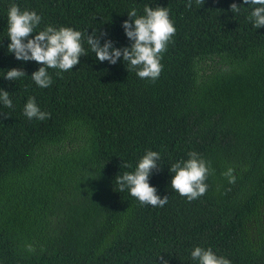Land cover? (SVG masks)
Segmentation results:
<instances>
[{
  "label": "trees",
  "instance_id": "16d2710c",
  "mask_svg": "<svg viewBox=\"0 0 264 264\" xmlns=\"http://www.w3.org/2000/svg\"><path fill=\"white\" fill-rule=\"evenodd\" d=\"M13 3L41 16L36 32L51 25L83 34L88 55L69 71L47 69V88L31 78L43 65L7 50ZM145 5L167 8L176 28L155 81L122 57L100 62L87 44L97 32L107 34L101 46H130L122 23L133 8L143 16ZM187 5L0 0V89L13 105L0 101V264H198L196 247L231 264H264V27H253L243 0ZM13 68L26 76L6 80ZM30 97L49 119L24 115ZM148 150L160 154L149 183L168 197L162 208L142 205L115 181ZM189 152L210 167L206 193L192 201L171 189L169 171Z\"/></svg>",
  "mask_w": 264,
  "mask_h": 264
},
{
  "label": "clouds",
  "instance_id": "9594fccd",
  "mask_svg": "<svg viewBox=\"0 0 264 264\" xmlns=\"http://www.w3.org/2000/svg\"><path fill=\"white\" fill-rule=\"evenodd\" d=\"M204 2L205 0H197V3L204 4ZM243 4L251 6L248 19L253 27L256 29L264 27V0H243ZM191 6L192 0H188L187 7ZM240 8L236 3L230 5V11L233 13H238ZM143 11V16H137L136 9L133 8L127 12L129 19L122 23L130 46L116 48L110 39L105 40L101 46L100 37L107 34L98 35L97 32L87 35V44L100 62L108 61L115 65L122 57L129 69L135 70L139 78L155 81L163 69L162 54L175 35L176 28L169 18L167 8L160 6L153 8L145 5ZM40 22L41 16L35 11H22L15 3L11 4L7 10V37L10 39L7 50L14 54L17 60L35 61L43 65L32 73L31 78L37 86L47 88L53 83L47 69L69 71L80 63L81 56L88 54L82 46L83 34L80 31L68 27L56 29L49 25L44 30L36 32L35 28ZM34 32L37 34L29 38ZM23 76L26 75L22 69L13 68L6 72L4 78L16 81ZM0 101L8 108L13 106L9 93L2 89H0ZM23 113L29 119L36 118L43 121L50 118V113L41 111L33 97L27 100ZM188 156L186 161H179L170 166L169 171L174 173L170 186L182 197L192 201L206 193L208 186L205 181L210 174V167L208 162L200 158L196 152H189ZM159 160L158 152L146 151L134 172H123L116 177L119 191L123 192L127 188L130 195L142 205L164 207L168 197L161 198L157 195V189L149 183L153 170L160 167ZM123 166L126 168L130 165L123 164ZM224 175L230 184L235 183L236 176L232 168H229ZM26 247L28 251L35 252L33 245L29 244ZM191 258L198 261V264H231L230 260L217 256L211 248L196 247L191 252ZM161 260L162 264H168L167 260L163 258Z\"/></svg>",
  "mask_w": 264,
  "mask_h": 264
}]
</instances>
